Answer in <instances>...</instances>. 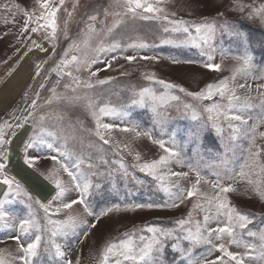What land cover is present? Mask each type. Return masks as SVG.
Listing matches in <instances>:
<instances>
[{
	"label": "rangeland",
	"instance_id": "obj_1",
	"mask_svg": "<svg viewBox=\"0 0 264 264\" xmlns=\"http://www.w3.org/2000/svg\"><path fill=\"white\" fill-rule=\"evenodd\" d=\"M48 3L50 7L57 9L55 39L50 35L51 28L40 27L45 25V21L37 17L46 10L41 8L36 0H0V5H9L15 13L11 15L8 10L0 8V27L4 26L3 31L0 32L1 43L7 42L12 48L26 36H23L25 32L37 27L36 33L42 35L51 44V53L45 60L48 62L45 66V61L40 64L39 75L36 71L15 104L19 113L12 111V114L16 118L27 115L28 111L33 113L27 120L31 124L30 134L31 130L34 131L28 143L33 138L41 136L54 143L61 151L66 148L82 157L84 164L77 167L75 157H62L59 151H52L47 147L40 148L51 153L43 151L44 156L41 157L36 155L40 151L38 147L27 151V159H34L30 167L41 171V175L51 182L55 189L54 196L57 189L53 177L49 175L54 167V161L47 157L48 155L56 156L78 176L81 171L87 174L91 187L85 199L94 214L86 216L83 213V205H73L71 211L73 214L85 215L89 224H95L96 227L78 229L77 235L58 234L52 237L50 231L43 230L52 227L48 225L47 220L62 221L67 217L69 210H62L56 214L54 210L59 206L60 201L49 199L41 202L52 204L46 218L44 211L32 200V207L38 222L42 225V231L36 232L33 229L32 235L29 236L22 235L18 226L0 230V250H5V259L8 261L16 257L12 264H23V261L18 259L23 255L18 248L26 247L27 243L34 240L35 235H41L38 255L33 258L32 264H65V261L77 264V260L79 264H99L101 253L108 243L119 245L128 239L127 234H131L134 240L139 236L150 237L152 234L147 232V228L154 227L172 231L174 234L172 239L164 242L163 264H187L186 259L178 251H174L172 245L179 236L180 246L185 249L189 247V241L183 240L182 237L188 234V230L195 232L196 221L203 224L204 212L193 207L197 202L203 204V198L194 196L184 199L181 203L180 200L175 199L174 194L177 189L172 187L177 180L176 177L160 181L141 172L137 164L150 163L167 153L147 137H135L133 132H123L119 129L138 126V131L149 132L153 139L163 140L165 146L169 148L173 147L174 140L178 146L176 150L181 153L182 162L177 163L175 159H170L166 165L160 166L158 174L166 175L169 171L188 173L187 178L179 179V186L185 190V195L187 189L195 183V169H198L200 175L210 182L217 180V173L221 175L226 171L232 174L238 173L241 166L247 162L249 139L239 135L235 141L229 140L232 133V129L228 127L229 122L223 116L215 119V113H209L205 108L219 104L220 110L227 111L228 115H243L248 119L249 126L261 117V109L258 106L259 93L264 92V88L257 86L264 85V12L257 14L254 9L264 5V0H167L166 3L161 4L169 14L175 13L170 19L186 21L192 35H195L196 25L214 23L218 26L215 39L211 41L215 49L211 63L221 64L219 71L204 67L205 63L209 62L207 56L201 55L200 48L182 42L185 40V34L164 32V27H172L167 21L142 20L128 15L122 18L123 22L111 35H105L114 20L120 19L112 13L123 11L114 0H64L63 4L60 0H48ZM16 5L19 8H16ZM241 6H243L242 10H240ZM106 10L109 13L107 16ZM25 12L32 14L33 21L28 24L27 30L22 32L27 18ZM92 15L96 16L95 21L89 20V16ZM89 24H92L96 30L91 38L86 35ZM219 26H223L228 31L219 30ZM85 39H88L87 46L83 44ZM168 40L173 42H164ZM74 41L80 44L79 51L69 49ZM101 42L104 43L106 50L97 54L95 48ZM112 43H118L120 47L109 50L108 45ZM140 44L147 46L138 47ZM66 51H68L67 56H65ZM72 55H76L78 60L91 61L96 58L97 62L90 67L81 65L79 70L73 62L65 68V72H71L72 76L57 75L53 69L62 59L70 60ZM128 55H135L137 59L129 63L124 59ZM246 57H251L250 73L246 76L235 73ZM174 60L179 63H174ZM92 73L96 75L93 76ZM149 73H154L157 80L183 87L185 92H181L179 87L166 90L154 80H147L145 76ZM73 77L78 78L82 84L85 81L90 82L93 87L88 89L82 84L78 87L73 82ZM100 79H109V83L99 85L96 81ZM223 81H228L230 88L236 87V95L241 98L250 95L253 98L252 103L256 106L243 112H236L234 109H227V94L225 97L215 95L211 100H197L187 95V92L204 90L209 83L215 86ZM41 84L43 87H40ZM66 84L69 87L66 88ZM240 84L249 87L239 88ZM143 88H149L157 96H176L178 99L169 100L163 106H160L159 101L154 103L149 99H145L144 104H133L134 99H139L136 94ZM85 94L95 101L96 112L104 106L118 110L117 115L99 117L101 123L114 125L110 135L105 136L106 139H110L107 145L95 135L96 119L92 114L93 110L87 107L88 101L83 99L70 101L65 98L83 97ZM33 100L37 103L35 109L31 107ZM184 105H191L196 110L197 120L192 119V111L185 109ZM154 108L156 111L153 110ZM21 111L23 113H20ZM210 116L213 119H209ZM41 117L43 120L40 119ZM214 123L222 129L221 132L216 131ZM232 123L239 126V121ZM197 131L198 135L193 136L192 133ZM257 132H264V124L258 126ZM49 133L55 135L49 136ZM257 143L264 146V139L257 137ZM117 144L120 145L119 149L116 148ZM125 145L129 146L132 154L124 151ZM137 152L140 154V161L134 159ZM261 162L264 163V155L261 156ZM89 164L92 165L91 168L88 167ZM189 165L195 166V169L190 170ZM59 178L71 183L63 170L60 171ZM222 182L225 185L233 183L229 180ZM233 186L237 191L227 194L229 203L241 214L247 215L251 223L246 229H235L238 233L237 239L241 242L240 246L229 244L227 236L222 241L214 240V243L224 242L230 251L243 258L244 264H264V260L259 259L252 250L254 248L258 251L261 241L258 236L248 235L249 231L257 234L264 231V200L250 189L245 191L246 181H238ZM164 187H168L169 191L165 192ZM198 187L204 193L213 194L211 184H204L201 181ZM73 199H80L78 190L70 191L62 198L65 203ZM173 202L178 207L168 206ZM28 203L26 197L17 196L14 192L5 208L17 218L18 223L20 219L29 218ZM136 204H152L154 207L126 210L128 206ZM156 205L160 207H155ZM117 206L120 211H113L97 219L102 211ZM181 220L187 223L181 226L179 223ZM226 222L225 217H219L218 220L210 221L207 227H220ZM85 231L89 233L87 237L83 235ZM17 235L20 236L19 242L12 239ZM53 242L65 253L63 258L55 256V249L50 247ZM245 244L251 245L252 248H245ZM210 248L209 244H198L193 247L192 255L208 260L222 256V253L214 250L209 254ZM117 258L121 259L122 264H136L134 261H125L123 257L112 254L109 255L108 264H115Z\"/></svg>",
	"mask_w": 264,
	"mask_h": 264
},
{
	"label": "snow or ice",
	"instance_id": "obj_2",
	"mask_svg": "<svg viewBox=\"0 0 264 264\" xmlns=\"http://www.w3.org/2000/svg\"><path fill=\"white\" fill-rule=\"evenodd\" d=\"M38 4H40V7L45 9V12H42L40 17H37V19H43L45 21V25H40V27H49L52 29V32L50 35L53 39H55V32H56V11L57 9L54 7H50L48 0H36ZM64 0H60V3L63 4ZM167 0H114V3L117 4L120 8L123 9V11H116L112 13V15L116 17H120V19L114 20L112 25L107 28L105 35H111L118 27L120 23L123 22V17L131 15L133 18H139L142 20H156V21H167L168 25H171L172 27H164V32H175V33H182L185 34V40L182 41L184 43H191L194 47L200 48L201 55L207 56V61L204 67H206L209 70H215L219 71L221 70V64L219 63H211L213 61V55L212 53L215 51L214 47L211 44V41L215 39L216 32L218 30V26H216L214 23H204L200 25H196L194 28L195 35H192L190 31V26H188L187 22L184 20H176V19H170V16H175V13L169 14L166 11V8L162 7V3H166ZM16 8H19L18 5L15 6ZM0 8H4L9 11L11 15H15L14 12H12V7H10L7 4L0 5ZM243 9V6H241L240 10ZM254 12L257 14H260L264 12V5H261L259 9H254ZM145 13H149L151 15H144ZM109 13L107 10L105 11V15L107 16ZM24 15L27 17L25 19V26L21 30L26 31L28 28V24L33 21L32 14L25 12ZM69 16H71V13H69ZM90 21H95L96 16L92 15L89 16ZM219 30L221 31H228V29H225L223 26H219ZM31 31L33 33L38 31L37 27H32ZM96 32L94 26L92 24L88 25L87 28V37L91 38L92 35ZM165 43H172L173 41H164ZM36 47L40 48L41 51L44 49L40 47L39 44H36L35 41L33 42ZM83 44L87 46L88 39H85L83 41ZM145 44H140L138 47H146ZM120 45L118 43H112L111 45H108V49H116L119 48ZM136 47V46H133ZM70 50L79 51L80 50V44L77 42H73L69 46ZM105 45L103 42L97 45L95 48V51L97 54L100 52L105 51ZM68 55V51L65 52V56ZM141 59H155L153 57H140ZM125 60H127L129 63L135 61L137 59V56L135 55H128L124 57ZM73 62L77 65V70H79V67L81 65H84L86 67H90L91 64L96 63L97 59L93 58L91 61H88L87 59H79L76 55H72L71 59H62L56 66L54 71L57 72V75H68L72 76L71 72H65V68L68 67V65L72 64ZM174 63H179V61H173ZM39 68L40 65H37V75H39ZM251 69V57H246L243 59V64L241 67H238L235 70V73H239L242 75H248L250 73ZM235 73L233 76V79L235 78ZM91 75L95 76V73H92ZM147 80H154L156 83L163 85V87L167 89H173L178 88L181 92H185V89L183 87H180L179 85L165 82L164 80H157L154 73H149L145 76ZM110 79V78H109ZM109 79H100L97 80L96 83L99 85H105L109 83ZM73 82L79 87L81 86L82 82L76 78L73 77ZM83 87L91 89L93 87V84L90 82H83ZM40 87H43V84L40 85ZM65 87H69V85H65ZM239 88H245L249 87L245 84L238 85ZM258 88H264V85H258ZM55 90H53L54 92ZM75 91V89H73ZM227 94L228 99V110H235L236 112H243L246 109H250L252 107H255L252 103V97L250 95L245 96L241 98L240 96L236 95V87H229L228 81H223L219 85H213L212 83H209L206 85V88L204 90H201L199 92H187V95L192 96L194 99L197 100H211L213 96L219 95L221 97H225ZM139 99L133 100L132 103H140L144 104L145 99H149L153 101L154 103L159 101L160 106L166 105L169 100H177L178 97L176 96H157L154 92H152L149 88H143L141 91H139L138 94ZM259 107L261 109V117L256 120L253 124L250 126L248 125V119H245L243 115L235 114V115H228L227 111H221V105L217 104L212 107L205 108V111L209 113H215V119H218L220 116H223L225 120L229 122L228 127L232 129V133L229 136V140L235 141L239 135H243L246 138L249 139V148H248V158L247 162L241 166V169L238 173L232 174L231 172L226 171L225 174L221 175L220 173H217V180L214 182H210L206 179H204L201 175L198 169H195V166L189 165L190 170L196 171V180L195 183L192 184L191 188L187 189L186 195L185 190L179 186V179L180 178H187L188 173L186 172H175V171H169L166 175H160L158 174L159 168L162 165H166L167 162L170 159H175L177 163H181V153L180 151L176 150L178 147L175 144V141L173 140V147L169 148L165 146V142L163 140L153 139L152 135L147 132H141L137 130L138 126H132L124 127L122 129H119L123 132H133L135 134V137L145 136L149 140L152 141L153 144L158 145L167 155H161L158 160H154L150 163H143V164H137L136 166L139 168L141 172L146 173L149 176L154 177L157 180L164 181L168 179L169 177H176L177 180L172 184V187L177 189V192L174 194L175 199L180 200L181 203H183L184 199L191 198V197H202L204 200V203L197 202L193 205L194 208L199 209L200 211L204 212L203 216V224H201L199 221H196V228L195 232H192L191 230H188V234L184 235L182 237L183 240L189 241V247L187 249L180 246V240L181 237H176V243L172 245V248L174 251H178L182 257H184L187 261V264H244L243 258L238 255L237 253H234L229 250L227 245L224 242L221 243H214L215 241H222L225 236L229 238L228 243L229 244H236L237 246H240V241L237 239L238 233L235 231L236 228L239 229H246L248 225L251 223L249 217L247 215L241 214L235 207L231 206L228 199V193H234L237 191V189L233 186L234 183H237L238 181H246V188L245 191H248L249 189L256 193L261 200H264V163L261 162V156L264 155V146L257 143V137H260L261 139H264V132H257V128L260 124H264V92L259 93ZM59 98V97H57ZM66 99L75 100H87L88 104L87 107L91 110H93V116L96 119V132L95 135L99 137L100 140L103 141L104 144H109L110 139H106V134L111 133V130L113 129L114 125L109 123H101L99 117L101 115H117L118 110L116 108H109L107 106L100 107L99 111L96 112L94 109L96 107L95 101L91 99L87 94H85L83 97L81 96H74V97H65ZM37 106V103L35 100L31 102V107L35 109ZM185 109L192 111V119L197 120V112L195 109L192 108L191 105H184ZM156 111V109H153ZM32 112L28 111L27 115H23L21 117L16 118L17 124L16 127L21 126L19 121H27L29 117L32 116ZM126 115V113H125ZM43 120V117L40 118ZM209 119H213L212 116L209 117ZM233 121H239V126L232 123ZM216 128V131L219 133L222 131V129L217 126L215 123L213 125ZM12 128L13 125L11 124H2L0 125V145H4L8 143V141L5 138L4 135V128ZM43 131V129H41ZM55 135L54 133H49V136ZM193 136L198 135V131L192 133ZM47 147L49 150L52 151H59L60 156L68 158V157H75L77 162V167L84 164V160L82 157L77 156L75 153L68 151L66 148L65 150L61 151L58 149L54 143L49 142L45 140L41 136H37L29 141V143L26 145L27 148H36V147ZM120 145L117 144L116 148L119 149ZM124 151L129 152V154H132L129 146H124ZM0 155H5V153L0 152ZM52 161H54V167L51 169L49 175L53 177V181L55 184V187L57 189L55 196L52 198L53 200L60 201L59 206L55 208V213L58 214L62 210H69L68 215L64 220H51L48 219L47 223L48 225H51V228L43 229L51 232V236L55 237L58 234H63L65 236L72 234L77 235V230L81 228H95V224H89L88 220L85 218L86 216H93V211L91 210V206L85 199L89 193V188L91 187V184L88 181L87 174L83 171L80 172V175L78 176L73 171H70L69 168L61 162L56 156L50 157ZM134 159L136 161H140L141 157L140 154L137 152L134 155ZM25 163L31 165L34 163V159H25ZM89 168L92 167L91 164L88 165ZM5 168V165L3 163H0V171H2ZM121 168H123V165L121 164ZM247 169V171L245 170ZM63 170L64 173L67 174V176L70 178L71 183H66L62 181L59 178L60 171ZM255 176V178H253ZM229 180L233 183L225 185L222 181ZM201 181H203L204 184H211V188L213 189V194L209 195L207 193H204L200 190L198 185L201 184ZM0 183L7 185L9 190H13V184L15 183L12 179H9L5 177L3 180H0ZM98 187V185H97ZM78 190L80 192V199H73L70 202H63L62 198L65 196L66 193L70 191ZM15 193L17 196L23 195L27 198L29 203L27 204V207L29 209V218L26 219H20L17 223V218L8 212L5 208V205L7 203L6 200H0V230H7L13 227L19 228V231L22 235H32L31 230H35L36 232L42 231V225L38 222L36 218L35 211L32 207V198L27 193L22 192L20 185L16 184ZM164 191L168 192L169 188L164 187ZM5 197L8 196V193L6 192ZM36 204L39 205V207L44 211L45 216L47 218L51 208L52 204L49 202V204H43L39 200L35 201ZM73 205H83V213L85 215H81L80 213L73 214L71 209L73 208ZM169 207H178V205L173 202L172 204L168 205ZM147 207L149 209L153 208L154 205L148 204V205H141L136 204L134 206H128L126 210H133V209H139ZM155 207H160L159 205H156ZM121 209L117 206L115 208H107L106 210L99 213L97 216V219H99V216H107L109 213L113 211H120ZM191 217V213L189 214ZM219 217H225L226 223H224L223 226L216 227V228H210L207 227L208 223L213 220H218ZM180 225L183 226L187 223V221L181 220L179 221ZM147 232L151 233L152 235L150 237L145 236H139L138 239L134 240L131 237V234L128 235V239L121 244L117 245L115 243H108L106 247L103 249L101 253V260L99 264H108L109 255H116L117 257H123V260L125 261H134L136 264H163L162 260V254L164 249V242L165 240L172 239L173 238V232L168 230H163L159 228L154 227H148ZM83 235L87 237L89 233L87 231L83 232ZM249 236H258V239L261 241V245L259 246V250L252 249L254 252H256V256L264 260V231L260 232L259 234L249 231ZM13 240H16L19 242L20 236H13ZM41 242V235H35V238L32 242L27 243L26 247H19L18 251L22 252L23 255H21L18 259L23 261V264H32V260L34 257L38 255V248L40 246ZM198 244H209L211 245V248L209 249V254L211 252L217 251L219 253H222V256H218L215 259L208 260L206 258H199V257H193L192 255V249ZM51 248L55 249V256L59 258H63L65 256V253L61 251L60 246L55 244L54 242L50 245ZM245 248H252L251 245H244ZM226 258V259H225ZM16 257L12 258V261H14ZM12 261H8L5 259V250H0V264H12ZM65 264H72L71 261H65ZM77 264H79V260H77ZM115 264H122L121 259L117 258L115 260Z\"/></svg>",
	"mask_w": 264,
	"mask_h": 264
},
{
	"label": "crops",
	"instance_id": "obj_3",
	"mask_svg": "<svg viewBox=\"0 0 264 264\" xmlns=\"http://www.w3.org/2000/svg\"><path fill=\"white\" fill-rule=\"evenodd\" d=\"M2 28L4 29V26L0 27V32L3 31ZM23 36L25 37L20 39L12 48L7 42H3L4 44L0 42V91L9 85L8 80L11 77L17 78L15 85L9 89L6 95L1 96L0 93V125H13L12 128H4V135L8 143L0 145V152L5 153V155H0V163L5 165V168L0 171V180L7 177L15 182L11 191L7 185L0 183V200L6 199L8 203L12 193L15 192L16 184H19L22 192L27 193L34 201L45 202L52 199L55 193L54 186L41 175L42 172L25 163L29 149L26 145L34 135V131L31 130L32 133L30 134L29 127L31 124L28 123L29 121L19 122L21 126L16 127L17 121L15 120L18 116L15 118L12 114V111L19 113L15 104L27 83L35 75L37 65L48 59L51 53V44L42 35L30 30L25 32ZM34 41L44 50L41 51L40 48L36 47ZM38 150L40 151L36 155L39 157L44 156L42 155L43 151H47L48 154L51 153V151L40 147ZM47 157L50 158L51 156L48 155ZM6 192L8 193L7 197L4 195Z\"/></svg>",
	"mask_w": 264,
	"mask_h": 264
},
{
	"label": "bare ground",
	"instance_id": "obj_4",
	"mask_svg": "<svg viewBox=\"0 0 264 264\" xmlns=\"http://www.w3.org/2000/svg\"><path fill=\"white\" fill-rule=\"evenodd\" d=\"M17 81V78L16 77H11L9 80H8V84L5 88H2V90L0 91L1 93V96H4L7 94V92L9 91L10 88H12L15 83Z\"/></svg>",
	"mask_w": 264,
	"mask_h": 264
},
{
	"label": "trees",
	"instance_id": "obj_5",
	"mask_svg": "<svg viewBox=\"0 0 264 264\" xmlns=\"http://www.w3.org/2000/svg\"><path fill=\"white\" fill-rule=\"evenodd\" d=\"M54 56V55H53ZM52 58V57H51ZM53 60H54V58H53ZM48 61H45V63H44V66H45V64L47 63ZM41 70V69H40ZM47 72V71H46Z\"/></svg>",
	"mask_w": 264,
	"mask_h": 264
}]
</instances>
